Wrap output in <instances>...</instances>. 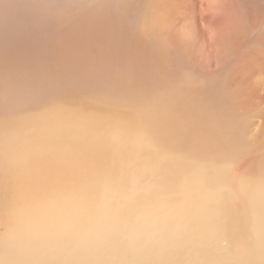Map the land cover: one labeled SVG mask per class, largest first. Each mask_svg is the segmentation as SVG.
<instances>
[{
	"label": "bare ground",
	"instance_id": "1",
	"mask_svg": "<svg viewBox=\"0 0 264 264\" xmlns=\"http://www.w3.org/2000/svg\"><path fill=\"white\" fill-rule=\"evenodd\" d=\"M147 2L139 0L138 5L143 8ZM185 15L190 18V30L181 34L180 24ZM176 20L177 27L168 29L167 38L177 45L160 42H167L161 38L164 28L157 21L149 29L147 18L148 29L128 37L132 40L126 47L128 52L138 54L145 72L150 70V92H135L134 84L138 81L135 74L122 78L116 89L123 90L119 94L123 96L116 99L88 98L83 92L64 91L47 97V102L44 99L46 103L42 102L41 107L0 117V220L5 227L0 233V264H162L193 232L180 231L191 213L205 214L211 205L219 207L216 212L212 209H215L210 217L214 218L213 222L220 226L223 216L228 225L227 239L234 231L231 228L234 220L241 237L252 234L248 250L236 246L240 250L235 253L240 251L245 264H264V185L257 180L261 177L264 184L262 163L255 159L257 172L249 170L247 176L230 177L228 163L218 167L215 175L209 172L208 177L216 188L204 186L199 207L193 206L199 186L189 180L183 165L184 155L192 154L187 146V134L211 141L220 130L214 127L220 125L224 129L234 118V111L247 109L244 103L257 106L264 102V85L257 80L258 75L264 83V33L257 36L258 41L254 39L264 30V0H201ZM120 22L126 24L127 20ZM87 24L94 38L102 33L97 22ZM238 26L242 30L239 34L234 33ZM149 31L153 34H147ZM147 41L169 54L167 62L180 64L186 62L185 56L192 59L176 69L175 73L183 70L176 81L169 82L175 73L169 78L165 73L170 67L162 66L152 53L144 50ZM221 44H226L227 58L241 53L236 71L230 72L226 63H220L218 58L217 62L214 60L217 55L211 45ZM96 46L94 52L99 48ZM213 63L222 67L210 65L206 70L209 68V73L217 74L218 78L206 73L200 77L194 75L201 71L198 66L193 69L194 65ZM100 68L114 74L107 63ZM246 71L254 78V95L262 91L263 98L253 100L248 93L236 90ZM167 83L170 86H164ZM225 88H233V100ZM139 95L154 98L148 102ZM178 135V144L173 149L167 142L165 145L163 140L174 141ZM124 149L131 153L123 154ZM161 154L166 156L159 160ZM203 173L206 175V171ZM229 189L237 197L240 195L238 202H234L239 210L236 216H233L236 211L231 214L228 210ZM69 198L80 202L82 219L105 216L108 232L104 243L77 246L57 239H39L58 218L59 205ZM205 225L200 226L204 229Z\"/></svg>",
	"mask_w": 264,
	"mask_h": 264
},
{
	"label": "rangeland",
	"instance_id": "2",
	"mask_svg": "<svg viewBox=\"0 0 264 264\" xmlns=\"http://www.w3.org/2000/svg\"><path fill=\"white\" fill-rule=\"evenodd\" d=\"M112 1L113 3L116 1V3L112 4L111 0H108V2L107 0H0V117L13 116L14 113H25L30 109L36 108L35 106L41 107L48 101V98L53 95L63 94L64 91L68 93H75L76 91L77 94L84 93L83 95H87L88 98H92L91 96H93L99 99H116L118 96H123V94L119 95L123 90L118 91L119 88L116 89V87L123 81L124 77L127 79V77L135 74H138V76L135 75L138 79L137 83L134 84L135 88H137L135 92H150L148 89L152 88V85H150V70L145 72L146 69L143 68L138 54L131 55L128 52L129 50L126 47H128L129 42L132 41L131 39L129 40L128 37L130 35L137 36L139 31L148 29L146 27L147 18L151 24L149 29H152L157 21L158 24L164 28V34L162 33L161 38L163 37L167 42H160L167 43L168 45H172L173 43L177 45V42L168 41L167 35L170 34L168 29L177 27L176 19L179 16H183L185 10H189L194 3L197 5L201 0H148L147 4L144 3L145 6L143 8L139 7V0ZM161 1H163V3L160 4ZM108 4H110V6ZM195 11L198 13L196 9ZM90 21L97 22L102 29V33L95 38L88 31L87 22ZM120 21H125L126 24ZM108 24H111V26L107 27L109 30H105L107 29L105 25L108 26ZM190 25V18L185 15L184 21L180 24V27H183L179 32L181 34L188 32L190 30ZM240 32H242V30L240 26H238L234 33L239 34ZM104 33H106V35H103ZM260 33H264V30L256 34V37H254L256 41H258L257 36ZM147 34L153 33L149 31ZM147 34L143 35L144 39H146ZM99 39L101 43L98 41ZM106 39H108V42ZM102 43H105V46H102ZM94 46L99 50L97 49L96 52H94ZM102 47L109 48L105 49ZM211 48L212 52L217 55V57H214L216 62L218 58L220 63L224 62L229 66L230 69L227 70L231 72V69H234L236 71L237 60L241 54L240 52L231 58H227L224 52L226 44L211 45ZM144 50L147 53H152L151 55L156 58L160 64L162 63V66L167 68L170 67V69L165 71L168 78L176 72L179 66L192 60L185 56L187 58L186 62H181L180 64H174L170 61L167 62L169 54L164 49H159L148 41ZM123 56L125 58H123ZM127 59H129V61ZM100 61L107 63L109 71L114 74L109 75L107 74V70H101L100 65L103 63ZM125 61H127L128 64L125 63ZM210 65L217 66L218 68L222 67L216 65V63L205 65L197 64L192 68L195 69L196 66H198L201 71L200 73L193 74L200 77V75L206 73L213 78H218L217 74L209 73ZM114 66L117 69H115ZM208 66L209 68L206 70ZM134 68L136 70H134ZM137 70H139V72ZM182 72L183 70H181V72L180 70L177 71L169 82L173 80L176 81ZM139 74L141 79L138 78ZM167 77L166 79H168ZM253 79L254 78L250 77L249 71H246L244 80L235 86L236 90L242 93H248L253 100L260 97L263 98L262 91L259 95H254ZM257 80L262 86L264 85L263 81L258 79V75ZM224 81L226 80H223V82ZM139 83L140 87H137ZM164 86L170 85L167 83ZM69 87L71 89H69ZM158 88H162V85H158ZM225 89L227 90V88ZM232 89L227 90V96L233 100L234 93ZM127 97H131V94H128ZM139 97L146 99L148 102L154 98L153 96L142 97L141 95H139ZM42 102H44V104ZM30 105L31 107H29ZM243 105L247 109L245 111H234V118L224 129L220 127V125L214 127L215 130H220H218L219 133L214 134L211 141L198 139L196 136L193 137L194 134L186 135L187 146L192 154L191 156L184 155L186 159L184 163H182L189 174H186V176L193 184L199 186V190L194 193L195 195L193 194L194 207H199L201 202H203L205 185L210 189L216 188L215 183L212 182V178L208 177V174L209 172L212 174H214V172L215 174L218 173L216 172L218 167L228 163L230 166V177H235L236 175L247 176V173H250V171L256 173L257 168L255 165L258 162L262 163L263 167L261 166V170L264 171V149L262 148L264 147V102H261V104L257 106L248 105L247 103ZM232 134H234L235 137L232 136ZM163 141L166 146L168 144L171 148L173 146L175 147V145L178 144L179 135L174 140L176 142L173 140ZM122 153L129 154L131 151L124 149ZM163 156L166 155L161 154L158 156V159L162 160ZM236 157L238 158L237 161ZM206 158L208 160L205 161ZM249 158H251V161H248ZM255 159L258 162H256ZM214 160L216 161L214 162ZM208 164H210V168H208ZM231 167H233V169ZM204 170L206 171V175L203 173L205 172ZM257 180L261 186L264 185L261 177H257ZM228 191L230 193V198L228 197V210L231 214L236 211L235 214H233V216H236L239 210L236 209L235 203L238 202L237 200H239L240 195L237 197L235 191H231L230 189ZM198 195L200 196L199 199ZM213 206L211 205L209 208L210 210L205 214L195 215L191 213V216H189L191 219L188 217L186 225H184L180 231L187 229L190 230L189 232H193L185 237L187 240L184 245L181 243L179 248L172 252L162 264H176L178 262L180 264H186V261H188V264H245L243 258L240 257V251L237 254L235 253V250L240 249L235 247L238 246L244 251H247L248 241L252 234L241 237L234 227L236 221L234 220L231 227L234 231L227 239L226 229L228 225L224 222V217L221 216L220 226L213 222L214 218H210L214 215V210L216 209V212L219 208L218 206ZM233 206L235 208H233ZM213 208L215 209L212 210ZM232 209L234 210L232 211ZM193 211L194 209L192 208L191 212ZM197 219L199 225L196 223ZM206 219L208 222H206ZM205 224H207L208 228ZM200 225L203 227L205 225V228L203 229ZM200 228L201 230H199ZM4 230V224L0 220V233ZM216 247H218V249ZM228 257H230V259ZM186 258L187 260H185ZM174 259H177L176 263H174ZM169 260H171V263Z\"/></svg>",
	"mask_w": 264,
	"mask_h": 264
},
{
	"label": "clouds",
	"instance_id": "3",
	"mask_svg": "<svg viewBox=\"0 0 264 264\" xmlns=\"http://www.w3.org/2000/svg\"><path fill=\"white\" fill-rule=\"evenodd\" d=\"M59 207L56 221L45 229L41 240L57 239L77 246H96L105 242L108 225L104 215L82 219L80 202L69 198Z\"/></svg>",
	"mask_w": 264,
	"mask_h": 264
}]
</instances>
